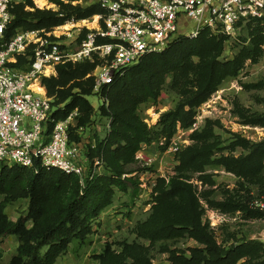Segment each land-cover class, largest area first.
Here are the masks:
<instances>
[{
  "label": "trees",
  "instance_id": "16d2710c",
  "mask_svg": "<svg viewBox=\"0 0 264 264\" xmlns=\"http://www.w3.org/2000/svg\"><path fill=\"white\" fill-rule=\"evenodd\" d=\"M65 1L68 5L56 1L63 13L35 9L31 0L15 6L5 38L19 31H50L72 19L87 20L102 12L96 0ZM79 1L92 3L85 8L73 5ZM26 8L34 10L26 11ZM245 25L248 38L240 37L242 46L232 59L224 57L228 36L214 35L205 29L197 38L179 37L163 51L145 56L112 85L103 88L100 97L104 103L98 112L107 119L108 126L105 136L97 137L94 147L87 148L90 161H101V170L92 180L81 185L78 177L55 169L35 170L0 162V241L16 237L19 242L8 264H56L74 241L85 242L95 234L94 224L113 204L115 194L135 193L139 189L138 175L143 169L138 166L137 155L142 146L163 140L162 149L167 150L178 128L191 129L197 109L225 81L236 78L247 61L259 59L264 46V17L242 20L236 31L240 32ZM26 63L21 58L18 67L24 68ZM93 68L89 64L59 66L56 77L43 80L47 94L56 99L54 104L63 105L55 111V119L65 120L74 111L78 112L76 127L71 128L73 142L81 140L76 129L88 130L92 125L95 111L87 98L92 95L94 82L84 78ZM168 78H172L171 88L180 100L150 128L138 115V108L156 102ZM245 122L264 126V116L253 115ZM214 125L207 121L201 132L190 136L194 144L175 154L176 176L168 181L157 178L151 213L136 226V237L150 244L181 238L195 242V247L184 250L164 249L169 254V264H264V243L248 241L222 247L203 224L204 209L196 188L189 183L190 175L197 174L203 185L212 186L214 180L207 174L210 167H223L247 182H261L264 172V140L251 144L237 137L231 146L241 147L247 151L245 155L216 157L221 143L214 134ZM263 193L264 189L259 194ZM202 196L209 207L222 213L243 211L247 217L264 219V211L251 208L252 195L247 204L231 195L221 202L212 200L211 193ZM18 200L28 201L27 213L11 221L5 207ZM120 246L122 252L118 255L112 245L106 244L102 253L94 256L97 264H124L121 260L124 257L132 260L130 264H153L139 245L121 243ZM2 259L0 248V264H4Z\"/></svg>",
  "mask_w": 264,
  "mask_h": 264
},
{
  "label": "built area",
  "instance_id": "2783aa9c",
  "mask_svg": "<svg viewBox=\"0 0 264 264\" xmlns=\"http://www.w3.org/2000/svg\"><path fill=\"white\" fill-rule=\"evenodd\" d=\"M26 0H0V162L28 169H55L79 178L83 185L101 170V161H90L87 130L76 129L81 138L71 141L78 112L57 120V110L47 96L43 80L57 76V68L99 62L94 93L112 85L145 56L159 53L179 37L197 38L205 29L228 37L236 35L242 20L264 17V0H96L100 15L96 27L90 21H68L50 31H19L6 39L15 6ZM36 4L35 0H31ZM27 63L18 67L19 59ZM38 84L45 93L37 92ZM195 119L192 129H197ZM185 147L175 136L168 152ZM158 177L153 175L151 192ZM251 208L264 211V193L253 195Z\"/></svg>",
  "mask_w": 264,
  "mask_h": 264
},
{
  "label": "rangeland",
  "instance_id": "374dc122",
  "mask_svg": "<svg viewBox=\"0 0 264 264\" xmlns=\"http://www.w3.org/2000/svg\"><path fill=\"white\" fill-rule=\"evenodd\" d=\"M56 1L58 0H46L48 5L42 8L33 4L35 9L41 11L60 12L62 11L61 7ZM62 1L65 5H68L67 1ZM91 3L92 1H79L74 2L73 5L85 8ZM25 10L33 11L34 9L26 8ZM94 17L87 19L90 21L89 26L96 21ZM87 20L75 21L81 23ZM63 27L65 29L60 30V33L69 29L70 25L65 23ZM240 37L248 38L246 25L236 35L228 37L224 57L232 59L238 53L242 46ZM262 49L263 52L256 62L247 61L236 78L225 81L211 99L197 109L195 117L199 122L197 129L184 130L178 128L175 134L178 142H184L185 147L193 145L190 136L195 132H201L207 121L215 123L213 126L214 134L221 143L220 149L215 154L216 157L222 155L237 158L245 155L247 151L241 147L232 148L231 146L237 137L251 144L264 140V126L245 122V119L253 117V115L264 116V46ZM82 64L94 65L93 70L84 78V80L92 79L94 82L93 74L100 65L99 62ZM171 84L172 78H168L157 101H151L138 108V115L150 128H154L161 114L174 109L180 100L179 94L171 88ZM71 85L72 83L65 88H69ZM48 97L52 99L53 105H55V97L49 95ZM87 99L95 112L92 116V125L85 133V139L92 142L97 137L101 138L105 135L108 121L99 115L98 109L104 103V100L100 95L94 93V86L92 95ZM54 107L59 109L63 105L59 104ZM163 147V140H154L147 146H142L141 151L138 153V155L143 154L140 161L138 160V166L143 169L138 175L139 189L135 193L128 194L117 192L119 198H114L113 204L95 222V234L85 242L74 241L68 252L60 258L57 264H97L98 261L94 256L102 253L106 244L112 245V250L119 255L122 252L121 243L139 245L145 250V255L153 264H169V254L164 252V249L184 250L196 246L195 242L188 238L150 244L148 241L136 237V226L145 222L151 213L154 190L151 192L152 180L149 178L153 175L155 178H166L168 181L169 177L177 175L175 171L178 164L176 155L168 152V150H163ZM207 174L212 176L214 185H203L198 180L199 175L197 174L190 175L189 183L196 188L204 209L203 224L208 227L218 244L222 247H228L248 241L264 243V219L247 217L243 211L222 213L209 207L202 196L204 193H211L212 200L221 202L226 199L227 195H231L247 204L250 195H258L264 189V172L260 177L261 182H247L227 172L223 167H210ZM27 205V200L12 202L6 205L5 213L11 221H16L26 215ZM111 218L115 219L114 223H111ZM18 245L19 242L16 237L1 239L0 248L4 264H8L16 254ZM121 260L124 264L132 263L129 257H124Z\"/></svg>",
  "mask_w": 264,
  "mask_h": 264
},
{
  "label": "bare ground",
  "instance_id": "6f19581e",
  "mask_svg": "<svg viewBox=\"0 0 264 264\" xmlns=\"http://www.w3.org/2000/svg\"><path fill=\"white\" fill-rule=\"evenodd\" d=\"M36 3H37V5L39 6V7H45V6H47L48 5V3L46 2V0H36ZM96 20V19H95ZM96 21H94V23H92L90 26H91V28H94V27H96ZM64 29V28H63ZM34 89L37 91V92H39V93H42V94H44L45 93V90L41 87V86H39L38 84H36L35 85V87H34Z\"/></svg>",
  "mask_w": 264,
  "mask_h": 264
},
{
  "label": "crops",
  "instance_id": "0c3cea01",
  "mask_svg": "<svg viewBox=\"0 0 264 264\" xmlns=\"http://www.w3.org/2000/svg\"><path fill=\"white\" fill-rule=\"evenodd\" d=\"M35 2H36V0H35ZM36 5H37V3H36ZM88 25H89V24H88ZM89 27H90V26H89ZM64 29H65V28H64ZM104 136H105V135H104ZM104 136H103V137H104ZM92 141H95V140H92ZM144 146H147V145H144ZM143 148H144V147H143ZM142 156H143L142 153L139 154V155H137V160L140 161V158H142ZM116 197L119 198V194L116 193L115 196H114V198H116ZM111 219H112L111 223H114V222H115V219H114V218H111ZM116 220H118V219H116ZM108 225H109V224H108ZM59 260H60V259H59ZM59 260H58V261H59ZM58 261H57V263H58ZM57 263H56V264H57Z\"/></svg>",
  "mask_w": 264,
  "mask_h": 264
}]
</instances>
